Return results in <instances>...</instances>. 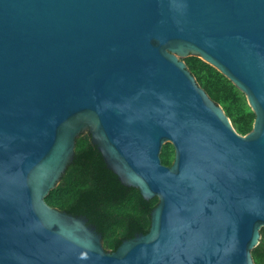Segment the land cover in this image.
<instances>
[{
    "label": "water",
    "instance_id": "obj_1",
    "mask_svg": "<svg viewBox=\"0 0 264 264\" xmlns=\"http://www.w3.org/2000/svg\"><path fill=\"white\" fill-rule=\"evenodd\" d=\"M188 57L245 94L248 134ZM86 132L158 198L114 252L46 201ZM263 228L264 0H0V264H256Z\"/></svg>",
    "mask_w": 264,
    "mask_h": 264
},
{
    "label": "trees",
    "instance_id": "obj_2",
    "mask_svg": "<svg viewBox=\"0 0 264 264\" xmlns=\"http://www.w3.org/2000/svg\"><path fill=\"white\" fill-rule=\"evenodd\" d=\"M185 62L198 84L223 107L238 133L248 134L253 128L255 114L245 94L199 57H188ZM174 157L172 144H165L162 162L171 166ZM46 201L60 211L87 218L102 235L105 249L111 252L123 241L149 232L151 213L158 204V198L146 200L137 188L119 180L93 144L89 132L77 138L74 160ZM261 234L259 245L252 251L256 264H264V228Z\"/></svg>",
    "mask_w": 264,
    "mask_h": 264
}]
</instances>
